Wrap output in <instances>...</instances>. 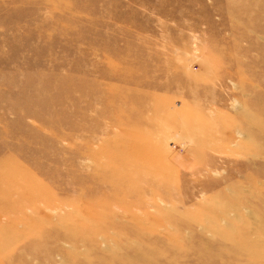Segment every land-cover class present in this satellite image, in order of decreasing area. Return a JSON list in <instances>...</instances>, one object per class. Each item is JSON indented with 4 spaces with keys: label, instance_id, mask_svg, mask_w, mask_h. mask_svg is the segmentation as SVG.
<instances>
[{
    "label": "rangeland",
    "instance_id": "rangeland-1",
    "mask_svg": "<svg viewBox=\"0 0 264 264\" xmlns=\"http://www.w3.org/2000/svg\"><path fill=\"white\" fill-rule=\"evenodd\" d=\"M0 264H264V0H0Z\"/></svg>",
    "mask_w": 264,
    "mask_h": 264
}]
</instances>
